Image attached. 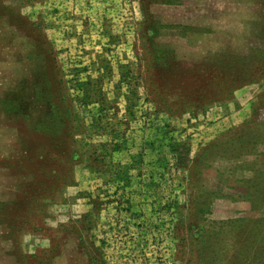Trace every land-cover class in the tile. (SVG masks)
<instances>
[{
    "label": "rangeland",
    "instance_id": "rangeland-1",
    "mask_svg": "<svg viewBox=\"0 0 264 264\" xmlns=\"http://www.w3.org/2000/svg\"><path fill=\"white\" fill-rule=\"evenodd\" d=\"M0 264H264V0H0Z\"/></svg>",
    "mask_w": 264,
    "mask_h": 264
}]
</instances>
